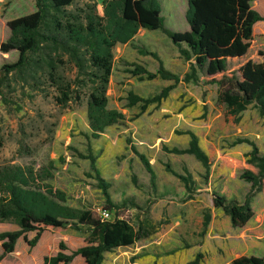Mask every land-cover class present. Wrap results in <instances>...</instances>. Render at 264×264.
Segmentation results:
<instances>
[{
	"label": "rangeland",
	"instance_id": "obj_1",
	"mask_svg": "<svg viewBox=\"0 0 264 264\" xmlns=\"http://www.w3.org/2000/svg\"><path fill=\"white\" fill-rule=\"evenodd\" d=\"M186 1L159 0L165 26L175 31L188 29ZM94 4L101 10V0H74L65 9L77 13ZM250 7L264 16V0H252ZM35 8L34 0H0V41L10 34L8 20ZM254 24L251 42L264 48V20ZM140 49L157 52L164 66L180 76L188 71V61L160 30L140 28L129 41L117 43L112 49L107 106L121 112L123 119L89 140L86 98L66 106L56 104V91L49 82L34 89L16 73L6 74L2 66L14 62L18 52L0 51V165L37 168L51 162L54 168L49 183L63 193L62 203L97 213L105 205L104 197L96 179L86 174L90 173L89 161L76 152L86 153L89 142L101 176L111 185L110 198L119 205L116 213L134 229L147 233L131 245L105 252L102 264H193L197 254V264H231L241 255L264 257V197L221 161L223 154L242 158L244 148L250 147L245 142L232 145L236 138L253 140L264 154V116L250 104L237 119L218 101L217 85L182 81L159 104L151 103L140 113V103L129 105L130 90L147 97L172 83L159 77L139 78L131 72L132 63L150 72L157 69V60L141 54ZM59 57L63 62H57L58 73L72 79L75 68L66 54L60 52ZM186 129L197 135L209 159L208 170L193 155L167 150L187 146L189 137L182 133ZM131 146L148 159L155 173L154 189ZM175 173L188 177L187 186ZM248 192L253 216L243 226L234 227L229 216L213 205L212 194L242 202ZM206 214L209 222L203 229ZM15 228L13 223L0 222V231ZM33 236L34 232H28L26 239L19 238L10 253L3 254L0 246V264H42L45 256L58 250L60 241L67 251L85 244L86 232L85 228L43 231L31 247L27 241ZM69 264L85 263L77 256Z\"/></svg>",
	"mask_w": 264,
	"mask_h": 264
},
{
	"label": "trees",
	"instance_id": "obj_2",
	"mask_svg": "<svg viewBox=\"0 0 264 264\" xmlns=\"http://www.w3.org/2000/svg\"><path fill=\"white\" fill-rule=\"evenodd\" d=\"M73 1L34 0V11L7 21L10 34L5 41H0V51L18 52L14 62L2 66L6 74L16 73L34 89L49 82L56 91L53 96L56 104L66 106L71 101H80L83 96L86 98L90 128L87 140L96 138L105 127L123 119L121 112L107 106L112 49L117 43L129 41L140 28L160 30L189 63L188 71L180 76L164 66L157 52L140 49L141 54L157 60V69L150 72L144 66L132 63L131 72L148 80L159 77L172 81L147 97L130 90L127 95L129 105L140 103V113L151 103L159 104L182 81L217 85L218 101L224 103L237 119L250 104L256 107L260 116H264V48L251 42L252 25L264 20V16L250 7L252 0H187L185 18L188 29L185 31L165 26L159 0H101V10L94 4L77 13L65 9ZM60 52L67 55L75 68L72 79L57 71V62H63ZM2 82L0 80V84ZM182 133L189 137L186 147L164 148L175 154L193 155L208 170L209 159L200 147L197 135L190 129ZM243 142L251 148L242 158L223 154L221 161L225 167L238 171L239 178L250 183L251 190L264 197V154L248 138H236L231 144ZM131 148L148 172L154 189L155 173L148 159L133 146ZM76 152L78 157L89 161L90 173L86 174H92L96 179L104 197V208L112 212V217L104 219L90 209L62 203L65 201L63 193L49 183L54 168L51 162L37 168L1 164L0 222L16 225L15 229L0 231L3 254L14 251L16 241L26 239L28 232H34L27 241L33 247L43 231L60 232L68 228L80 231L85 228V244L67 251V246L60 241L58 250L45 256L42 264H69L77 256L82 257L85 264H102L105 252L131 245L147 235L145 230L134 229L116 213L119 205L110 198L108 189L111 185L101 176L96 166L97 155L93 154L89 142L86 153ZM166 167L170 170L168 165ZM176 175L187 186L188 177ZM250 197L248 192L239 202L213 193L212 203L229 216L232 226L240 227L253 216ZM208 222L209 215L206 214L203 229ZM199 257L197 254L193 264H197ZM231 264H264V257L241 255L233 258Z\"/></svg>",
	"mask_w": 264,
	"mask_h": 264
},
{
	"label": "built area",
	"instance_id": "obj_3",
	"mask_svg": "<svg viewBox=\"0 0 264 264\" xmlns=\"http://www.w3.org/2000/svg\"><path fill=\"white\" fill-rule=\"evenodd\" d=\"M96 212L104 219H110L112 217V212L104 207L97 208Z\"/></svg>",
	"mask_w": 264,
	"mask_h": 264
},
{
	"label": "crops",
	"instance_id": "obj_4",
	"mask_svg": "<svg viewBox=\"0 0 264 264\" xmlns=\"http://www.w3.org/2000/svg\"><path fill=\"white\" fill-rule=\"evenodd\" d=\"M241 144H242V143H241ZM237 145H238V144H237ZM249 150H250V147H249V148H248V147H247V148L245 147V148H244V152H243V154H244L245 152L249 151Z\"/></svg>",
	"mask_w": 264,
	"mask_h": 264
}]
</instances>
